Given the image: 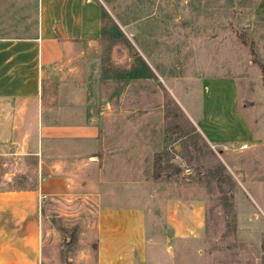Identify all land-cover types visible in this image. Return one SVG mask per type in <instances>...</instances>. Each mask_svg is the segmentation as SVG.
<instances>
[{
    "label": "rangeland",
    "instance_id": "obj_1",
    "mask_svg": "<svg viewBox=\"0 0 264 264\" xmlns=\"http://www.w3.org/2000/svg\"><path fill=\"white\" fill-rule=\"evenodd\" d=\"M73 2L54 33L95 44L59 62L60 80L95 122L57 145L40 134L42 162L29 146L0 154V189L62 179L42 203V264H87L100 213L133 207L148 264H264V0Z\"/></svg>",
    "mask_w": 264,
    "mask_h": 264
},
{
    "label": "crops",
    "instance_id": "obj_2",
    "mask_svg": "<svg viewBox=\"0 0 264 264\" xmlns=\"http://www.w3.org/2000/svg\"><path fill=\"white\" fill-rule=\"evenodd\" d=\"M12 1L0 0V154L6 150L18 153L15 145L21 149L29 146L31 154L41 152L42 162L46 153L43 142L41 147L38 144L40 134L57 145L60 137L70 141L87 136L85 124L95 122V103L85 116L81 91L73 80L61 82L59 66L67 54L77 49L84 52L85 44L95 40L87 35L71 38L54 33V25L75 24L74 0L66 2L65 8L56 6L54 0H16L14 7ZM44 39L56 51L52 49L43 65ZM71 110L83 114L71 115ZM61 184V178L51 176L35 187L0 189V264H42V203L48 186ZM144 223L139 207L102 211L98 230L86 233L96 244L95 257L87 264H148L154 247L146 238Z\"/></svg>",
    "mask_w": 264,
    "mask_h": 264
},
{
    "label": "water",
    "instance_id": "obj_3",
    "mask_svg": "<svg viewBox=\"0 0 264 264\" xmlns=\"http://www.w3.org/2000/svg\"><path fill=\"white\" fill-rule=\"evenodd\" d=\"M95 41H91V45H94ZM133 53H136L137 51L133 50ZM182 177L191 179L193 177L192 173L184 172L182 173Z\"/></svg>",
    "mask_w": 264,
    "mask_h": 264
},
{
    "label": "built area",
    "instance_id": "obj_4",
    "mask_svg": "<svg viewBox=\"0 0 264 264\" xmlns=\"http://www.w3.org/2000/svg\"><path fill=\"white\" fill-rule=\"evenodd\" d=\"M245 146V147H244ZM244 146H242L241 148H246L247 147V145H244Z\"/></svg>",
    "mask_w": 264,
    "mask_h": 264
}]
</instances>
